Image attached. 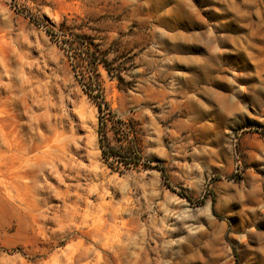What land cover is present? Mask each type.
Masks as SVG:
<instances>
[{
    "label": "rangeland",
    "instance_id": "rangeland-1",
    "mask_svg": "<svg viewBox=\"0 0 264 264\" xmlns=\"http://www.w3.org/2000/svg\"><path fill=\"white\" fill-rule=\"evenodd\" d=\"M0 264H264V0H0Z\"/></svg>",
    "mask_w": 264,
    "mask_h": 264
},
{
    "label": "trees",
    "instance_id": "trees-1",
    "mask_svg": "<svg viewBox=\"0 0 264 264\" xmlns=\"http://www.w3.org/2000/svg\"><path fill=\"white\" fill-rule=\"evenodd\" d=\"M102 152H103V154H105V152L103 150H102ZM105 156H107V154Z\"/></svg>",
    "mask_w": 264,
    "mask_h": 264
}]
</instances>
